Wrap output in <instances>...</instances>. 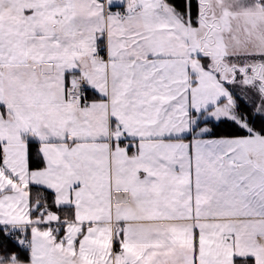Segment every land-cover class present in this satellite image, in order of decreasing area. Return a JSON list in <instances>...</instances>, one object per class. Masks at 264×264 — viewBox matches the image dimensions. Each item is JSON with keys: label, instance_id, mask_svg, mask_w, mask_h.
Instances as JSON below:
<instances>
[{"label": "snow or ice", "instance_id": "6c2138e0", "mask_svg": "<svg viewBox=\"0 0 264 264\" xmlns=\"http://www.w3.org/2000/svg\"><path fill=\"white\" fill-rule=\"evenodd\" d=\"M0 264H264V0H0Z\"/></svg>", "mask_w": 264, "mask_h": 264}]
</instances>
